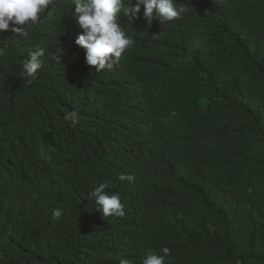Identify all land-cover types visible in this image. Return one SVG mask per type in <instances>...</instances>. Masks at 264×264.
Masks as SVG:
<instances>
[{
  "label": "trees",
  "instance_id": "trees-1",
  "mask_svg": "<svg viewBox=\"0 0 264 264\" xmlns=\"http://www.w3.org/2000/svg\"><path fill=\"white\" fill-rule=\"evenodd\" d=\"M176 2L171 21L120 15L138 40L111 69L51 57L59 33L29 82L39 42L0 35V264H141L163 247L165 264H264V0ZM101 183L123 217L96 209Z\"/></svg>",
  "mask_w": 264,
  "mask_h": 264
},
{
  "label": "clouds",
  "instance_id": "clouds-1",
  "mask_svg": "<svg viewBox=\"0 0 264 264\" xmlns=\"http://www.w3.org/2000/svg\"><path fill=\"white\" fill-rule=\"evenodd\" d=\"M0 0V35L19 34L30 35V44L39 42L37 49L29 50L28 59L22 62L20 75L24 78L35 80L38 70L42 67V61L46 60L48 54L45 46L51 45V39L59 33H67L64 47L52 51V56H77L81 59L86 57L88 65L100 69H111L114 64L124 61L125 53L138 40L135 29L128 23L125 25L120 21V15H125L131 21L134 16H140L143 6V16L149 25L152 22L154 11L160 20L171 21L186 13L188 9L176 0ZM73 22V28L67 19ZM65 19L64 30L58 31L60 20ZM84 31H83V29ZM36 48V47H35ZM8 54L7 45L0 46V57ZM76 111L66 112L65 121H78ZM128 167L131 174L121 173L120 180L133 179L137 171V164L131 157ZM62 176L68 178L64 171ZM61 176V177H62ZM72 183L71 180H66ZM82 183L88 186V180L78 181L77 177L73 184ZM106 185L101 183L90 192V197L103 213L104 217H123L125 215L124 205L121 203L117 193L109 195L105 192ZM62 192L67 188L61 187ZM78 200L79 197H62L63 202L69 204L70 200ZM55 216L60 211L54 212ZM108 218V219H109ZM123 241V239H121ZM163 254L148 251L142 258L141 264H165L170 255L168 247L162 248ZM119 264H132L128 259H121Z\"/></svg>",
  "mask_w": 264,
  "mask_h": 264
}]
</instances>
